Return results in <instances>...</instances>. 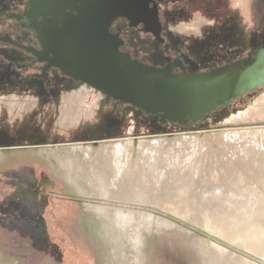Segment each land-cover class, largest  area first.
Wrapping results in <instances>:
<instances>
[{"label":"rangeland","instance_id":"rangeland-1","mask_svg":"<svg viewBox=\"0 0 264 264\" xmlns=\"http://www.w3.org/2000/svg\"><path fill=\"white\" fill-rule=\"evenodd\" d=\"M161 1L166 43L157 48L163 56L159 63L178 55L190 70H207L253 53L264 44V0ZM20 56L0 47V71L10 78L0 79V264H201L200 259L206 264L198 239L220 245L241 260L264 264L258 255L262 250L264 254L263 245L257 247V251L263 247L259 253L244 245L252 234L264 239V86L219 107L193 127L181 128L160 124L116 101L108 107L106 99L83 102L77 87L53 86L47 91L59 92L55 99L51 95L38 99L33 93L41 89L35 82L27 84V71L7 66L21 63ZM62 115L77 116L81 122L60 124ZM187 131L199 132L188 135ZM165 133L174 136L167 138ZM147 135L156 136L136 142L131 137ZM30 137L36 139L30 141ZM94 139L109 141L95 146L89 142ZM128 140L132 142L129 146ZM77 142L85 144H70L76 145V153L69 157L73 165L69 163L80 170L78 177H90L86 179L89 184L96 175H104L105 181L117 179L111 184L128 190L132 198L145 199L147 206L176 210L178 216L221 241L191 227L195 251L180 230L144 233V260L139 253L143 229L131 240V232L124 234L109 217L102 218L83 202L74 182L67 179L65 148L50 149ZM119 142L124 147L118 152L113 145ZM104 152L117 153L122 159ZM115 160L123 161L124 168L118 163L125 170L121 177V167H109ZM112 170L120 171L116 176ZM92 202L102 204L104 200ZM142 208L161 214L154 208ZM207 247L216 264L224 261L214 255L211 245Z\"/></svg>","mask_w":264,"mask_h":264},{"label":"water","instance_id":"water-1","mask_svg":"<svg viewBox=\"0 0 264 264\" xmlns=\"http://www.w3.org/2000/svg\"><path fill=\"white\" fill-rule=\"evenodd\" d=\"M30 6L32 26L43 46L42 51L32 50L38 59L92 86L107 100L125 103L160 124L191 128L219 107L264 86V45L205 71H189L179 58L157 66L121 50L123 40L112 31L113 21L126 17L131 25L143 22L144 31L158 36L156 6L154 16L146 3L137 0H31ZM89 142L96 145L100 139Z\"/></svg>","mask_w":264,"mask_h":264},{"label":"flooded vegetation","instance_id":"flooded-vegetation-1","mask_svg":"<svg viewBox=\"0 0 264 264\" xmlns=\"http://www.w3.org/2000/svg\"><path fill=\"white\" fill-rule=\"evenodd\" d=\"M30 1L31 0H0V26L6 25L5 27H2L0 29V47L10 52H17L21 55L20 56L21 63L11 62L7 66L10 68H18L19 70L27 71V75H26V79L28 81L27 84H30L31 82H35L38 85L39 89H41V91L33 93L36 95L38 99H45L44 97H47L48 95H51L50 96L51 99H55L59 94V92L55 90L48 92L47 89H50L53 86L57 87L58 85L60 86L66 85L69 88L77 87L75 91L78 94H80L81 100L83 102L89 103L90 102L89 98L96 103L99 102L100 100L106 99L105 94L99 92L97 89L93 88L92 86L84 82L74 80L73 78L64 75L61 72V70L56 66L50 65L49 67H47L48 61L45 59L44 60L38 59L37 55L33 53L32 50L42 51L43 46L38 38L37 30L32 26V24L34 23V17L30 12L31 10ZM137 2L146 3L147 10H149L148 13H150L151 16L155 15L154 7L156 6L157 8L156 16L160 24L159 34L158 36H156L151 31H144L143 22H137V24L131 25V22L128 18L118 17L112 23V31L114 33H118L123 40V45L120 47V49L123 51H128L133 57L139 59L140 61L149 64H154L157 66H163L165 64L172 62L175 58H179L186 66L187 70L192 71L189 69L188 64L178 55L172 56L161 63L157 62V60L159 61V59H162L163 57L161 56V52L158 51L157 48L158 46L165 45L166 43V38H165L166 23L161 5L162 1L137 0ZM40 20L41 17L40 16L37 17V21ZM137 52H139L141 55L139 56ZM229 61L231 60H226L221 65ZM199 71H205V70H199ZM6 77L10 79L5 71L4 72L0 71V79ZM245 95H247V93L237 98H241ZM109 101H110L109 104H105V106L111 105V102L113 100L109 99ZM119 103L125 104L121 102ZM21 109H24V106H22ZM129 115L130 114H126V117L128 118ZM59 122L60 124H63L64 122H69L73 126H76L78 125L79 122H81V120L74 115L70 117H66L65 115H62L59 119ZM119 139L121 140L124 138H119ZM5 140L8 139L5 138ZM110 140H115V139H110ZM106 141L109 140L100 141V143ZM70 144H85V143L82 142L69 143L57 147L65 148L68 147ZM85 202L88 203L89 201L85 200ZM93 224L98 227L100 226L99 224L95 223L94 220H93ZM171 224L172 221L168 226H166L164 223H162L161 225L152 223V225L149 226L140 227L138 229H132L131 231H129L131 232L129 236L131 237V240L136 239L139 235V232L144 228H169ZM192 238L193 237H188L185 239L184 237H182L184 241L189 240L191 246L194 248L192 243ZM143 243L139 245L141 250L143 247ZM135 258H138L140 260V258L137 255ZM142 258L145 260L143 251H142ZM200 262L202 264L201 259ZM109 264L112 263L109 262ZM139 264H143V262L141 261L139 262Z\"/></svg>","mask_w":264,"mask_h":264},{"label":"bare ground","instance_id":"bare-ground-1","mask_svg":"<svg viewBox=\"0 0 264 264\" xmlns=\"http://www.w3.org/2000/svg\"><path fill=\"white\" fill-rule=\"evenodd\" d=\"M255 106V105H254ZM254 106H252L251 108H253ZM257 107V105H256ZM249 112V111H248ZM247 112V113H248ZM243 114V113H241ZM240 115V114H239ZM247 115V114H246ZM248 119V118H247ZM259 129V128H258ZM263 129V127H262ZM227 132H228V129H226ZM203 131V130H202ZM188 132H199V131H187L186 134H188ZM222 132V131H221ZM226 132V131H224ZM207 133V132H206ZM185 134V135H186ZM193 134V133H192ZM161 135V134H160ZM165 135L167 138H172L174 136V134H168V133H165L163 134ZM189 135V134H188ZM156 135H147V136H131L133 137V141L136 142L138 138H151V137H154ZM182 137V136H181ZM185 137V136H183ZM182 137V138H183ZM155 139V138H154ZM127 140V139H126ZM132 140V139H130ZM139 141V140H138ZM153 142V140H151V143ZM156 142H158L157 140L155 141V144H157ZM120 143V142H119ZM125 143V142H123ZM129 143V144H128ZM128 146L130 145V143H132L131 141L129 142L128 140ZM149 143V142H148ZM100 142H98L96 145H99ZM108 144V142H107ZM112 144V143H109V145ZM115 144V143H114ZM121 144V143H120ZM135 144V143H134ZM140 144V142H139ZM93 145V144H92ZM95 145V146H96ZM106 145V144H105ZM138 145V142L137 144ZM143 146H145V150L147 151V149H149L147 147V145H144L142 144ZM142 145L140 144L139 146L142 147ZM150 145V144H149ZM154 145V144H152ZM158 145V144H157ZM70 146V145H69ZM112 146V145H111ZM115 147V150L116 151H121L122 148L124 147V144L122 146L121 145H113ZM156 146V145H155ZM76 147V145H75ZM73 147L72 145L69 147V148H66L65 147V153H64V161H63V165L66 166V174H67V179L71 182H74V189L77 193V195L79 197H81L83 199V202L85 200H88V204L90 205V207H92L95 212H98V213H101L102 214V218H103V215L106 217H109L108 219L109 220H112V225L114 227H120L121 230L124 232V234H128L129 231H131L132 229H138L140 227H144V226H149V225H152V223H155V224H158V225H161L162 223H164L166 226H168L170 224V222L172 221L173 223L171 224V226L168 228V229H154V230H149V229H143L140 233V243L139 245H141L144 241V233H164V234H170L172 233L173 231L175 230H180L182 231V237H184L185 239L190 237V235L192 234V228L187 225L184 221H187L186 219L178 216V212H176V210H173L171 211L170 209V212L169 211H166V210H163V209H159V208H156V207H152V206H147L145 204H147V201L144 199H141V200H137L135 199V196L134 198H132V196L129 194V191L128 190H124L123 188H119L117 187V185L113 186L111 184V182L114 183V181L112 180H115L114 178L111 180L110 178V181L108 179V181H105L104 179V175L102 177V175H100L101 177H99L98 175H96L95 173V179L92 181V183L90 182V184L88 183L87 180L91 179L89 177V179H87L86 177L87 176H84V177H78L79 174H77L79 171L78 170H75L74 167L70 166V163L71 165H73L72 162H70V156L73 152L76 151V148ZM79 147V146H78ZM86 147V146H85ZM89 147V146H88ZM127 147V146H126ZM125 147V148H126ZM132 147V146H131ZM137 147V146H136ZM147 147V148H146ZM151 147V146H149ZM112 147H110L111 149ZM143 148V147H142ZM43 149V148H42ZM51 150H54L55 149L57 150V146L55 147H52L50 148ZM84 149V148H83ZM82 149V150H83ZM88 149V148H87ZM127 149V148H126ZM131 149V148H130ZM144 149V148H143ZM45 150V149H43ZM114 150V149H112ZM138 150V149H137ZM144 150V151H145ZM150 150V149H149ZM105 151V150H104ZM108 152H111L112 151H108ZM107 152V153H108ZM124 152V151H123ZM125 152H127L125 150ZM51 153V152H50ZM76 153V152H75ZM85 153V152H84ZM105 153V152H104ZM105 153V154H107ZM111 153H108V154H111ZM117 154V153H114V155ZM118 154H121V153H118ZM124 154V153H123ZM112 155V158H115L117 159L116 157H113L114 155ZM130 155V153H129ZM128 155V156H129ZM75 156V155H73ZM115 156H119L120 159H122V156L121 155H115ZM70 157V158H69ZM124 157H127L126 155L124 156L123 155V158ZM111 158V160H112ZM128 158V157H127ZM98 160V159H97ZM125 159H123L124 161ZM120 161V164L123 162L121 160ZM118 161V163H119ZM126 161V160H125ZM124 161V163H125ZM70 162V163H69ZM92 162V161H91ZM100 162V161H99ZM112 161H110L111 163ZM93 163V162H92ZM96 163V162H94ZM109 163V164H110ZM117 163V161L115 160V162H113L112 164L109 165V167L112 169V168H115V169H120L121 165H119ZM99 164V163H97ZM96 164V165H97ZM93 165V164H92ZM113 165V167L111 166ZM123 168H124V165H122ZM78 167V166H77ZM93 167V166H92ZM96 167V166H94ZM126 167V166H125ZM121 167V171L120 170H116V173H118L119 171V176L121 177L122 173H124V169ZM114 169V170H115ZM94 171V169H91ZM99 170V168H98ZM112 170V171H114ZM85 171V170H84ZM91 171V172H93ZM96 171V170H95ZM86 172V171H85ZM85 172H83L82 174H84ZM98 172V171H96ZM80 173V172H79ZM102 173V172H101ZM100 173V174H101ZM115 173V171H114ZM115 173V175H116ZM77 174V175H75ZM93 174V173H91ZM84 175H87V174H84ZM90 175V173H89ZM114 175V174H113ZM118 175V174H117ZM116 175V176H117ZM76 176V177H75ZM80 176V175H79ZM93 176V175H92ZM118 176V177H119ZM113 177V176H112ZM116 178V177H115ZM87 179V180H86ZM107 179V178H106ZM117 180V179H116ZM115 180V181H116ZM111 185L113 188H111ZM117 187V188H116ZM115 188V189H114ZM136 192V191H135ZM213 193V192H212ZM219 192H217L218 194ZM94 194L96 196H98L97 198H94ZM138 194V193H137ZM208 194V193H207ZM211 194V193H210ZM223 194V192H222ZM134 195H136L134 193ZM213 196H216L215 193L211 194ZM221 195V194H219ZM224 195V194H223ZM139 196V195H138ZM141 196V195H140ZM217 197H220L217 195ZM226 197V196H225ZM104 200V202H102V204H94L92 202V199L94 202H100L102 199ZM143 198V196H142ZM125 201H128L130 202L129 204H126ZM149 204V203H148ZM133 205H137L135 207H133ZM149 207V208H154L155 210L161 212V214L159 215H164L165 217H167L166 219L163 218L162 216H159L157 214H152V213H149L148 211H146L145 209H143L142 207ZM178 210V209H177ZM176 213H175V212ZM179 211V210H178ZM173 212V213H172ZM163 213V214H162ZM177 214V215H176ZM100 216V215H99ZM170 219V220H169ZM178 221V222H177ZM188 223H191L189 221H187ZM183 225H186V226H182ZM192 225H194L195 227H199L198 225H195L194 223H191ZM231 224L229 223L228 226H230ZM227 226V225H226ZM201 228V227H199ZM117 229V228H116ZM203 229V228H201ZM231 229V228H230ZM204 230V229H203ZM117 231V230H116ZM120 231V230H119ZM206 231V230H204ZM208 232V231H206ZM228 232V231H227ZM233 232V231H232ZM235 232V231H234ZM109 233V232H108ZM209 233V232H208ZM113 234V233H111ZM211 234V233H210ZM237 234V233H236ZM257 234V233H256ZM231 236V235H230ZM194 237V236H193ZM224 237V236H223ZM226 237V236H225ZM113 238V237H112ZM111 239V238H110ZM231 239V238H230ZM228 240V239H227ZM245 240V239H244ZM197 243H198V246H199V250H200V253L204 256L205 260H206V264H216L215 263V260L213 259V254L210 253L209 254V248L207 247L208 244L211 245L213 248V253H215L214 255L220 257L221 259H224V261L222 260V262H219L217 264H256V263H253V262H249L247 260H241L239 259L236 255L234 254H231V253H228V251L223 248L222 246L220 245H216V244H213V243H207L205 240L203 239H198L196 240ZM232 241V239L230 240ZM246 243L244 244L246 249L248 248V250H253L254 249L256 250L258 246H264V239H262L261 237L259 236H256V235H253L251 237H249V239L247 238V240L245 241ZM197 245V244H196ZM263 248V247H262ZM262 248H258V251L259 249L262 250ZM264 249V248H263ZM256 250V252H258ZM263 251V250H262ZM262 251H260V253L258 255L262 256V258L264 259V254L262 253ZM251 252V251H249ZM255 252V253H256ZM139 253L140 255L142 256V250L139 249ZM253 253V252H252ZM212 254V256H211ZM126 264H133L132 262H127ZM263 264V263H262Z\"/></svg>","mask_w":264,"mask_h":264}]
</instances>
